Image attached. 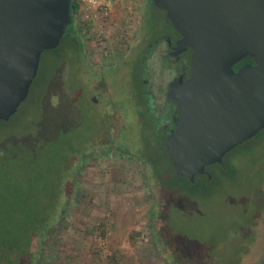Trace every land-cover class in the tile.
Listing matches in <instances>:
<instances>
[{"label":"rangeland","instance_id":"374dc122","mask_svg":"<svg viewBox=\"0 0 264 264\" xmlns=\"http://www.w3.org/2000/svg\"><path fill=\"white\" fill-rule=\"evenodd\" d=\"M106 2L109 14L102 19L103 10L98 5L92 9L98 15V23L93 31L85 33L89 57L100 58V47L103 56L118 53L117 39L107 42L105 38L107 19L117 17L122 21L124 18L118 29L126 33L128 41L135 37L141 7L138 0ZM82 15L83 9L79 17ZM77 23L78 28H88L87 24L81 26L82 21ZM93 34L99 50L93 45ZM68 53L62 44L57 52L42 54L27 100L9 121L0 122V148L8 151L0 155V243L4 237H11L13 241L19 226H23L22 238L32 236L34 241L56 226L62 215L55 234L57 239L69 228L92 235L91 226L97 227L99 236L106 235L108 219L116 217L126 221L128 217L136 225L128 232L135 238L133 244L138 250L139 264H264V190L260 205H256L259 191L254 186H236L233 179L229 181L231 185L222 183L209 189L203 186L198 193L200 197L194 199L184 194L173 195L187 188L183 179L173 180L166 173L160 177L161 181L158 178L147 181L144 177L143 165L139 162L147 159L141 152L145 151L142 139L148 137L146 141L154 143V147L159 142L140 125L145 118L142 115L147 112L141 100L145 91L140 88L139 66L133 63L141 61L138 53H133L132 58L137 59L127 62L116 76L105 79L114 101L112 106L102 100L95 106L89 102L87 82L92 80L99 88V79L83 80L78 76L74 71L75 58L72 63ZM122 77L126 87L119 84ZM164 102L165 95L157 97L156 114H161ZM163 117L169 118V115ZM65 120L74 127L59 134L54 141H47L65 126ZM71 145L75 153L69 151ZM112 145L116 148L103 156L101 151ZM123 145L129 146L127 155L117 151ZM38 146L40 163L34 174H42L46 179L50 174H65V178L61 177L62 187L58 186V192L56 189L50 194L54 197L57 193L59 197L53 200L56 209L47 216L46 208L51 205L47 183L42 180L38 187L19 188L24 176L8 156L13 151L24 153L20 147L35 152ZM152 150L148 157L154 159L157 152ZM94 152L82 164V159ZM147 173H151L149 166ZM159 182L168 185L162 188ZM36 227L38 233L34 234ZM59 251L53 244L45 251L43 264L60 263ZM0 264H3L1 256ZM22 264L29 262L25 260Z\"/></svg>","mask_w":264,"mask_h":264},{"label":"water","instance_id":"95a60500","mask_svg":"<svg viewBox=\"0 0 264 264\" xmlns=\"http://www.w3.org/2000/svg\"><path fill=\"white\" fill-rule=\"evenodd\" d=\"M74 0H0V122L24 103L42 54L61 44ZM193 49L192 75L167 95L179 117L165 141L176 175L194 183L207 167L264 130V0H153ZM250 57L238 71L234 66Z\"/></svg>","mask_w":264,"mask_h":264},{"label":"trees","instance_id":"16d2710c","mask_svg":"<svg viewBox=\"0 0 264 264\" xmlns=\"http://www.w3.org/2000/svg\"><path fill=\"white\" fill-rule=\"evenodd\" d=\"M79 10H80L79 1L74 0L71 4L72 21L74 20V17L79 12ZM72 24L73 22L66 28V32L62 38L61 45L64 44L67 47L69 51L68 56L70 58V61L72 62L73 60L74 62V57L72 56V54H74L73 52H75L79 58L80 56L83 57L86 41L82 37L84 41L83 44L81 38L72 36L73 34ZM58 50L59 48L50 51L57 52ZM247 58L249 60H253L250 57ZM82 74H84V71L82 72ZM142 85H143L142 82H140V88L142 87ZM144 90L145 89H143V91ZM148 96L149 95L146 93L145 95L144 94L141 95V100H143L142 105L144 107V110H146L145 112L147 113L145 115H142L145 118H143L144 120L140 125L144 129H148L150 134L153 135L152 138L155 137L156 141L159 142V144L158 147L157 146L154 147V143L150 141L149 142L146 141L148 137L145 136L144 138L142 137L143 138L142 140L144 141L143 149L145 151L141 150V152L145 153L144 157L147 156V159H144L143 161L140 160L139 162H141L143 165V175L147 181L149 179L151 180L152 178H158L161 181L160 177L162 175H164L165 173L170 174L173 180L183 179L187 183L186 184L187 188H182L181 191L177 190L173 193V195L184 194L190 198L198 199V197H200V194L198 193L200 192L203 186L209 189L214 185H220L222 183L223 185L224 184L231 185L229 181L235 179L236 186L238 185H240L241 187L254 186L255 190L259 191L256 195L254 203L256 205H260L261 201L259 199L261 197V194H263L262 191L264 190V130H262L253 139L245 142L244 144L238 146L230 153H228L224 158L223 165L215 164L208 166L207 171L212 176L211 179L207 175L196 176L195 182L191 183V181L188 178L183 176H178L174 172L171 158L166 153V147H165V141L167 137L170 135L169 129H166L163 126L164 122L160 120V115L156 114L155 109L150 107L148 102L149 100ZM64 124L65 126H61L59 130L55 133V135H50L51 139L49 140V142L54 141L59 136V134L67 133L73 128L69 125L70 122L68 124L66 120L64 121ZM20 148L24 150V153L21 154L19 152L13 151L8 155L9 161L16 163L19 166V170L24 176L21 183L18 184L20 185L19 188H21V186L22 187L25 186L28 189H30L33 187H38L40 181L42 180L46 182L49 188L48 198L51 201V205H49L48 208H46L45 215L47 216L49 213L54 212V210L56 209V204H55L56 201L54 202L53 200L58 196L57 193L54 197H52L50 194L55 193L58 186L62 187L61 179L65 178V174H62L60 176L50 174L47 177V179L42 174H40V176L34 174L37 172V165L40 163L39 154H38V150L40 149V146H38L35 149V152L26 147H20ZM114 148L116 147L113 145L109 146L107 149H105V151H101V154L103 156L108 155L110 152L113 151ZM152 148H153L152 152L154 151L157 152V156L154 159L153 157L152 158L148 157L149 156L148 152L150 153L151 152L150 150ZM69 149L71 153L76 152V149L72 145ZM128 149H129L128 145L117 147V151H119L123 155L128 154L129 151ZM15 150H17V148ZM7 152H8L7 150H3L0 148V155H5L7 154ZM94 155L95 152L91 153L89 156L84 157L81 161L82 164H84L87 161V159L93 157ZM164 158H166V160H164ZM148 166L150 167L151 173H147ZM151 167L153 169H151ZM29 174H32V176H29ZM28 176H29V180H28ZM74 184L75 182L72 185V189L74 188ZM164 184L166 185L167 183L159 182V185L158 184L157 185L163 188L165 186ZM172 186H174V184H172ZM62 217L63 215L57 221L58 223L56 224V226L54 225L51 229H47L45 231V236L42 235L34 241L31 240L32 236L27 239L22 238L21 230H23V226L18 227L20 231L16 234L13 241H10L9 238L11 237H4L5 239L0 243L1 263L22 264V261L27 260L29 264H43L45 251L52 248V245L54 244V237L55 234L58 233L57 229L59 227L60 221L62 220ZM37 230L38 229L36 227L33 230V233L37 234L38 233ZM8 234H10V232H8ZM29 234H31V232H29L28 235ZM29 257L31 262L29 261Z\"/></svg>","mask_w":264,"mask_h":264},{"label":"flooded vegetation","instance_id":"af4514ba","mask_svg":"<svg viewBox=\"0 0 264 264\" xmlns=\"http://www.w3.org/2000/svg\"><path fill=\"white\" fill-rule=\"evenodd\" d=\"M138 2L141 7L137 29L135 37L130 41L127 40L126 33H122L118 29L120 28L121 22L125 20L124 18L122 21L121 19L118 20L117 17L114 19L111 18V20L107 19L106 21L105 38L108 40L107 42H109L111 38H116L118 41V53L115 56L109 54L106 57L100 54V58H95L93 56L89 57L90 49L87 46L86 34L83 29L78 28L77 14L79 12L76 14L72 21V36L81 39L83 37L86 42L83 57L80 56L79 58L75 52H73L74 54L71 53L75 58L74 71L78 72V76H82L83 80L86 79V77H91V79L94 77L93 80L96 78L99 79V88H96L94 84L91 83L93 82L92 80H89L90 82L88 81L89 84L87 82L89 102L93 106L98 104L101 100L106 101L109 106H112L111 104L114 101L112 102L111 100L110 87L105 79L116 76L127 62L131 59H137L132 58L133 53L137 52L138 58L141 61H135L133 63L139 66V78L140 82L143 84L141 88L145 89V93L149 95V105L154 109L157 107V97L165 95V102L163 103L161 114L159 115L160 120L164 122L163 126L169 129L171 133V131L175 129V120L179 117V113L177 111V104L173 101H169L167 95L170 90V85L175 79L181 78L186 82L191 77L193 49L178 52L177 44L182 39V36L169 20L167 12L157 8L153 4V0H138ZM60 46L61 44L59 47ZM60 59L63 60L64 56H60ZM246 64H254V61L245 58L234 66V70L238 71ZM83 71L84 74H82ZM123 80L122 77V82L119 84H124L122 86L126 87ZM90 83L91 86L89 87ZM113 84H116V82ZM164 114L169 115V118H164ZM49 140L50 139L47 141Z\"/></svg>","mask_w":264,"mask_h":264},{"label":"crops","instance_id":"0c3cea01","mask_svg":"<svg viewBox=\"0 0 264 264\" xmlns=\"http://www.w3.org/2000/svg\"><path fill=\"white\" fill-rule=\"evenodd\" d=\"M113 215L116 216L114 213ZM126 218V221L116 217L108 219L105 223L106 235L99 236L97 227L91 226V232H94L92 235L86 231H73L69 228L58 239L55 237L54 245L60 250V263L57 264H139L136 259L138 250L136 244H133L135 238L128 232L136 225Z\"/></svg>","mask_w":264,"mask_h":264},{"label":"built area","instance_id":"2783aa9c","mask_svg":"<svg viewBox=\"0 0 264 264\" xmlns=\"http://www.w3.org/2000/svg\"><path fill=\"white\" fill-rule=\"evenodd\" d=\"M79 4H80V11L77 14V22H81V26H85V24H87L88 28L82 27L81 29H83V31H93L94 27L97 25L98 21V15L96 13L93 12V7H95L96 5H98L100 7V10H103L100 14V12L98 11V13L100 14V18L102 19V17L107 16L109 13V7L107 4V0H78ZM83 9V15L81 17H79L80 12H82ZM93 39V45H95V48H97L99 50L98 44H97V39L96 36L93 34L92 36ZM103 49L100 47L99 50V54H101V56H103ZM106 54V52H105Z\"/></svg>","mask_w":264,"mask_h":264}]
</instances>
